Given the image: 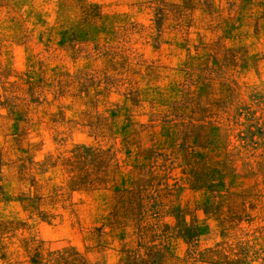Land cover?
<instances>
[{
	"label": "rangeland",
	"instance_id": "obj_1",
	"mask_svg": "<svg viewBox=\"0 0 264 264\" xmlns=\"http://www.w3.org/2000/svg\"><path fill=\"white\" fill-rule=\"evenodd\" d=\"M249 1L0 0V264H264Z\"/></svg>",
	"mask_w": 264,
	"mask_h": 264
},
{
	"label": "crops",
	"instance_id": "obj_2",
	"mask_svg": "<svg viewBox=\"0 0 264 264\" xmlns=\"http://www.w3.org/2000/svg\"><path fill=\"white\" fill-rule=\"evenodd\" d=\"M262 0H250L247 4L244 6L240 7V10L244 11V8L246 9L247 7H250V14L254 16H264V7L262 5ZM245 12V11H244ZM247 14V13H246ZM0 26L2 25V31H0V35H4V37L11 36L13 33L11 30H7L6 28V21L5 20H0ZM13 63H10V65ZM10 69L16 70L15 66L9 67ZM21 68V67H19ZM8 69V62L5 57V52L0 49V70H7ZM7 76V75H6ZM1 81H0V94L6 95V90H1ZM7 87V86H6ZM5 87V88H6ZM18 97L21 99V93L18 94Z\"/></svg>",
	"mask_w": 264,
	"mask_h": 264
}]
</instances>
